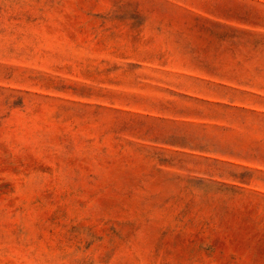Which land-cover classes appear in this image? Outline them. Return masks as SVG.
Listing matches in <instances>:
<instances>
[{
	"label": "rangeland",
	"instance_id": "rangeland-1",
	"mask_svg": "<svg viewBox=\"0 0 264 264\" xmlns=\"http://www.w3.org/2000/svg\"><path fill=\"white\" fill-rule=\"evenodd\" d=\"M0 264H264V0H0Z\"/></svg>",
	"mask_w": 264,
	"mask_h": 264
}]
</instances>
